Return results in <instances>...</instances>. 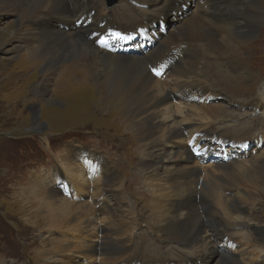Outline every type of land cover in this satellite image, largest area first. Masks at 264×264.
<instances>
[{"label":"bare ground","instance_id":"1","mask_svg":"<svg viewBox=\"0 0 264 264\" xmlns=\"http://www.w3.org/2000/svg\"><path fill=\"white\" fill-rule=\"evenodd\" d=\"M91 1L0 0L7 12L12 9L18 15L21 30L14 34L26 43V46L19 47L20 50L27 48L22 56L26 64L44 63L45 70L42 72H49L72 59H91L98 79L94 85L98 108L118 114L117 120L137 136L143 148L151 146L149 150L141 151L143 161L140 169L143 171L140 174L148 182L153 207L164 223L162 230L165 234L178 237L180 245L196 250L197 254L192 257L180 255L179 259L174 260L167 254H156L150 262L145 263L134 255L128 264H244L239 257L232 256L223 248L237 247L234 231L247 227L239 217L244 212L240 205L242 201L236 199L247 202V199H251L249 194L264 189V146L261 148L263 151L257 149L260 153L256 152V156L245 152L241 160L211 166L213 171L208 167L203 170L189 167L193 161L201 163V159L193 156L189 147L182 151L178 142L183 141V137L192 139L196 133L191 127H197L204 148L214 149L218 143H232L229 130L211 125L212 111L222 113V107L213 108L206 102L219 100L220 92L210 90L201 83L198 71L204 55L211 54L216 57V63L225 65L219 69L220 76L232 74L230 71L239 72V75H232L230 80H224L234 79L243 85L247 66L243 63L242 44L252 39L258 28L264 25V3L260 0H250L248 4L243 0H143L146 4L144 11L123 4L119 12L109 13L112 16L110 20L98 16ZM184 8H187V12L182 13L184 17L180 19L178 13ZM94 13L95 22L88 24L89 16ZM158 21H162L163 25L171 24L174 30H170V26L167 33L162 35L155 30ZM79 22L82 24L77 25ZM22 24H27V27L22 28ZM32 24L41 32H34ZM72 27H75L74 31ZM44 29L49 31L43 32ZM154 31H157V38L153 36ZM110 34L152 38L156 45L147 54L130 57L111 54L97 47L98 40ZM233 44L239 48L230 51ZM256 49L249 58L254 64L262 61L264 54L262 46ZM73 64L63 71L75 68ZM160 64L169 66L166 75L161 78V81L168 79V84L164 86L150 73ZM263 79L264 74L258 78L250 76L249 81L256 88ZM66 81L69 87L70 81ZM38 86H41V94L33 90L35 96L47 95L44 84ZM261 92L264 108V84ZM232 96L244 98L243 101L230 99L237 108L250 106L258 110L261 105L256 99L253 105L248 92ZM45 103L51 105L55 101L49 99ZM33 125V131L44 127L38 123L37 116ZM87 153L84 149H73L70 159H61L62 168L56 173V176L62 174L66 177L64 180L70 184L68 188L77 191L72 196L75 202H69L67 197H59L57 186L61 182L55 181L44 199L48 200L45 205L48 207L36 211L38 223L48 229L61 224L68 226L60 238L49 242L51 245L61 244L64 249L63 253H59L61 257H56L54 253L56 259L47 257L51 264H99L94 255L104 256L106 263L111 264L118 258L117 255L131 250L123 238L118 242L113 241V236L118 234L117 224L114 226L113 223V229L100 228L99 235L95 232L100 222L93 217L104 210L103 214L112 218L114 213L110 207L103 208L104 204L95 203L90 211L88 205L78 202L80 191L88 193L94 200L103 187L112 189L115 186L116 173L109 163L101 160L97 151ZM85 157L91 160L86 161ZM156 164L158 167H155ZM77 183L78 188L75 187ZM23 195L24 204L29 203L27 199L30 196ZM57 208L63 210L58 225L53 218L55 212H61L55 211ZM253 228L257 236L264 239V228L262 231ZM93 239L96 240L89 241ZM220 244L223 245L222 250L218 247ZM45 248L40 255L47 254ZM83 258H88L89 262L82 263Z\"/></svg>","mask_w":264,"mask_h":264},{"label":"rangeland","instance_id":"2","mask_svg":"<svg viewBox=\"0 0 264 264\" xmlns=\"http://www.w3.org/2000/svg\"><path fill=\"white\" fill-rule=\"evenodd\" d=\"M243 1L246 4L250 3V0ZM260 1L264 3V0ZM92 4L98 16L110 20L112 16L110 17L109 13L119 12L123 4L137 8L139 11H144L146 6L143 0H120L111 6L107 0H92ZM11 11L7 12L0 2V264H51L52 261L47 257L51 256L54 259L57 256L61 257L60 254L64 251L61 244L59 247L49 242L60 238L62 231L68 226L61 224L54 229H48L38 223L36 211L39 208L48 207L45 206L48 200L44 199L48 197L54 182L59 181L56 173L63 163L61 159H70V154L76 148L84 149L86 153L97 151L101 155V160L105 159L116 173L115 186L112 189L103 187L94 200H91V195L78 189L79 202L88 205L90 211L91 206L95 207V203H102L103 208L110 207L109 209L114 213L112 218L105 216L104 210L95 214L93 218L100 222L95 231L96 234L99 235L100 228H112L115 223L114 226L117 224L119 229L118 234L113 236V241L118 242L123 238L128 244L127 248L131 249L117 255V261L111 264H128L134 255L145 263L150 262L156 254H167L172 258L171 260L179 259L180 255L192 257L197 254L196 250L180 245L178 237L163 232L164 223L153 207L154 201L148 182L146 183L145 178L140 174L143 171L140 169L143 161L141 151L149 150L151 146L143 148L137 136H134L133 132L117 120L118 114H110L109 109L103 111L98 108L95 87L98 79L92 69L91 59H72L57 65L54 71L49 72H42L45 70L44 63L26 64L22 56L27 52V48L26 50L19 48L26 46V43L14 34L21 30L20 21L18 15ZM95 13L89 16L88 24L95 22L93 18ZM178 16L180 19L183 18L180 13ZM77 25H81V22ZM26 27L27 24H22V28ZM31 28L33 30L35 28L36 33L41 32L36 29L37 27H33V24ZM71 29L74 31L75 27ZM170 30H174L173 26ZM46 31L49 30H43V32ZM236 46L233 44L229 48L230 51L239 48ZM242 46L245 57L243 63L247 66V73L243 74L245 77L243 85L233 78V81H229L232 75H239V72L230 71L232 74L224 73L220 76L219 69H223L225 65L216 63V57L211 54L204 55L199 68L198 79L201 83L210 90L222 92L226 97L253 92L254 87L249 78L261 76L264 70V54L261 57L262 61L259 60L256 64L249 58L251 52L257 50V46L264 48V25L259 27L255 36ZM71 64L75 68L63 71ZM226 78L229 80H224ZM66 80L70 81L69 87ZM158 81L163 86L168 84V79ZM39 84H44L47 95L35 96L33 90L41 94ZM263 84L264 79L260 86L256 87L254 97L261 99L259 89L261 92ZM49 99L54 100L55 104H46L45 102ZM207 104L213 108L222 107V113L218 110L212 111L211 125L218 129L230 130V135L235 140H252L251 138L255 136L264 135L262 119L259 121L256 119L257 116L251 113L243 115L247 108L237 110L222 99ZM36 116L38 123H42L44 127L33 131ZM191 129L196 134L199 133L197 127H191ZM182 140L178 142V145L183 151L189 145V138L183 137ZM155 167H158L157 164ZM189 167L203 170L204 167L210 168L211 165L196 164L193 161ZM78 186L79 184L75 187L78 188ZM75 192L77 191L73 189H61L59 197H67L69 202H75L72 197ZM23 193L30 196L27 204H24L22 200ZM249 196L251 199H247V202L236 199L242 201L240 205L244 211L239 216L240 222L247 225L234 231L237 247L227 246L228 249L223 248L222 244L218 247L232 253L234 257H239L244 264H264V239L257 236L253 228L254 226L261 231L264 228V189L255 191ZM80 203L72 204L81 206ZM58 210L59 208L55 209V211ZM59 211L61 212L58 214L55 212L56 214L53 215L55 223L59 221L63 210ZM262 234L264 235V229ZM44 247L48 250L47 254L40 255ZM94 257L99 264H109L104 260V256ZM85 262H89V259L83 258L82 263Z\"/></svg>","mask_w":264,"mask_h":264},{"label":"water","instance_id":"3","mask_svg":"<svg viewBox=\"0 0 264 264\" xmlns=\"http://www.w3.org/2000/svg\"><path fill=\"white\" fill-rule=\"evenodd\" d=\"M118 0H109V4L112 5L113 3H116Z\"/></svg>","mask_w":264,"mask_h":264}]
</instances>
